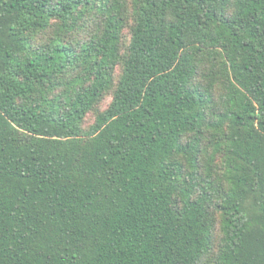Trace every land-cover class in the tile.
<instances>
[{
    "label": "trees",
    "instance_id": "trees-1",
    "mask_svg": "<svg viewBox=\"0 0 264 264\" xmlns=\"http://www.w3.org/2000/svg\"><path fill=\"white\" fill-rule=\"evenodd\" d=\"M0 264H264V0H0Z\"/></svg>",
    "mask_w": 264,
    "mask_h": 264
}]
</instances>
